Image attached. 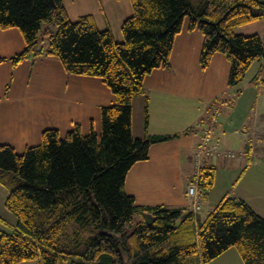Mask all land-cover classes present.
I'll use <instances>...</instances> for the list:
<instances>
[{"label": "trees", "instance_id": "obj_1", "mask_svg": "<svg viewBox=\"0 0 264 264\" xmlns=\"http://www.w3.org/2000/svg\"><path fill=\"white\" fill-rule=\"evenodd\" d=\"M131 13L121 41L98 29L91 14L68 18L63 0H0V28L15 27L23 47L9 60L54 55L72 74L98 77L113 95L100 107V128L82 133L74 122L63 135L55 127L40 131L39 142L21 152L0 143V184L4 206L14 218L0 229V264L37 259L38 264H206L234 247L243 264H264V216L224 194L204 217L185 208L140 205L124 189L131 165L148 158L149 145L177 135L132 134V98L144 93L143 78L169 66L175 35L202 33L198 55L205 68L214 52L229 62L228 85L237 84L250 64L264 57L258 33H235L236 26L264 18L261 0H129ZM52 22L46 47L35 48L42 22ZM9 83L1 96H5ZM147 101L143 124H147ZM184 129L183 132H187ZM215 168H201L202 196L212 188ZM148 214L151 220H145Z\"/></svg>", "mask_w": 264, "mask_h": 264}, {"label": "crops", "instance_id": "obj_2", "mask_svg": "<svg viewBox=\"0 0 264 264\" xmlns=\"http://www.w3.org/2000/svg\"><path fill=\"white\" fill-rule=\"evenodd\" d=\"M63 4L69 19L75 20L82 14H91L95 26L100 30L108 29L111 34V21L119 28L122 20L131 13L129 0H63ZM234 32L258 33L264 42V18L259 17L236 26ZM5 33L10 38L16 34L12 33L11 29L0 28V55L9 56L15 53H12L11 48L16 46L19 40L13 39L14 45H11L10 41H4ZM18 36L22 39L21 34ZM112 37L117 41L121 39L115 38L113 34ZM201 43V31L197 28L188 29L185 19L181 30L173 39L169 66L157 67L147 73L142 81L144 93L132 98L133 136L173 133L177 135L149 145L148 158L133 163L127 171L124 189L134 197L135 203L140 205L163 204L170 208L192 211L193 199L186 191L193 169V152L208 129L210 137H213L211 140L216 143L218 149H229L233 154L217 152L204 157L206 165L215 168V177L206 196L202 197V188L199 190L201 204L195 216L204 217L226 193L241 197L257 214L264 216V113H257L260 88L257 89L253 100L257 105L255 116H245L239 123L240 127L251 134L247 137L240 136L238 144L233 145L227 137L231 134L230 112L233 109L229 111L225 108L230 102H238L241 89L236 90L234 87L245 80L246 73L237 84L228 85L229 62L221 52H214L209 64L201 68L198 61ZM48 56H39L33 62ZM6 62L8 65H2L5 73L0 78V143L11 144L18 150L33 145L28 142L32 130L25 125L30 120L22 111L25 105L23 90L12 88L15 70L21 62L13 67L9 60H5L0 66ZM253 64L257 67L253 68L251 80H246H256L257 84L261 85L264 82V57L254 60L250 66ZM63 76L65 84L69 81L77 88L66 90L67 94L62 89L61 95L55 96L45 92L46 96L51 100L50 106L66 108L62 109V112L70 111L66 102H73L76 114L69 112L66 117L62 115L59 118L56 113H52L50 115L56 119L54 122L64 123L65 128L78 122L81 131L84 123L87 131L92 123L96 131V127H100V107L111 104L113 95L98 77L65 73ZM7 83L9 86L6 95L1 96ZM69 92H75L77 97L70 99ZM38 94L44 95L37 93L32 97ZM145 100L148 113L146 127L143 124ZM215 108L219 109L216 120L213 118ZM54 127L59 130L57 124H54ZM184 129L188 131L183 132ZM6 194L5 187L0 184V229H4L3 225L12 228L15 223L14 216L4 206ZM15 264H38V260H23ZM206 264H243V261L237 250L229 247Z\"/></svg>", "mask_w": 264, "mask_h": 264}, {"label": "rangeland", "instance_id": "obj_3", "mask_svg": "<svg viewBox=\"0 0 264 264\" xmlns=\"http://www.w3.org/2000/svg\"><path fill=\"white\" fill-rule=\"evenodd\" d=\"M111 26L113 30L112 31L113 36L115 38L117 37L121 38L120 39L121 41L123 39V36L120 30V25H119V28L117 26L115 27V23L111 21ZM46 27H49L52 32H55L57 29V26L52 22H47V21L42 22L38 30L37 43L35 45V48H38L41 46L43 47L47 46L48 38H47V35L43 33V30ZM8 29H11L12 33H15L16 35L15 36L12 35L10 38V37H7V34L5 33L4 41H8V42L10 41L11 45H14L13 39L19 40L17 45L11 48V50H13L12 53H14L22 48L23 42L21 38L19 39L20 36L18 35L20 34L17 28L10 27ZM36 61L37 62L35 63L33 62L31 55L30 57H28V59L26 60L24 59L21 62V64H19L17 69L15 70L16 74L14 76V81L12 85V88H16L19 91L23 90L22 93H24V96H25V100H23V102H25V105H23L22 111H23V114L30 120L25 125L28 126L32 130V134L28 137V139H30L28 142H30L31 144H36L39 142V139H40L39 133L43 128L54 127V124H57L59 126L60 135H63L64 132L72 126V125H68L69 127L67 126V128H65L64 123H60V122L55 123L54 120L56 119H54L53 116H51L50 114L56 113L59 116V118H61L62 115L66 117V115H68L69 112L70 114L72 112L73 113L75 112V109L73 106L74 103L71 101L66 102V105L69 107L70 111L64 110L62 112V109H66V108L50 106L51 100L46 96V93L49 92L51 94H54V96L57 94L61 95V90L64 89V93L67 94L66 90L68 91V90L75 89L77 88V86L69 81L65 84L63 81V78H64L63 73H65L66 75H78V74H72V73L65 71L61 67L59 60L54 55H49L48 58L44 57ZM2 65H8V62H6V64H1L0 78L2 77L3 73H5V68H3L4 66ZM255 67H257L255 64L248 67L246 71L245 80H243L241 84H237L234 87V89L236 90H238V88L241 89V91L238 94L239 98H238V102H236L237 104L236 103L233 104L232 102H230L229 106L225 108V110L229 109V111L230 109H233V111L230 112L231 113L230 117L232 119V122L229 127V130L231 134L227 135V137L232 141L233 145H237L239 142V139H241L240 135H238L239 133L238 131H241V130L247 131L246 129L240 127V124H239L240 121L245 116H249L250 118H253L255 116L257 105H258V110H259L257 111V113L258 114L261 112L264 113V82L261 83L260 85V84H257L256 80L250 81L251 80L250 78L252 77L251 74H252L253 68ZM246 79H250V80L248 81ZM245 81H248V82H245ZM257 89L260 90L261 94L257 99V105H256L255 103H253V100L256 97ZM37 93H43L44 95L38 94L36 97H32L33 95H36ZM68 95L70 99H75V97H77L75 95V92L73 93L69 92ZM99 128L100 127L98 126L96 127L97 133H99ZM233 130H235L234 133H233ZM34 131L36 133H33ZM86 132H87V127H86V124L84 123L82 133H86ZM244 133H247L245 137L251 134L249 131L244 132ZM210 138L212 139L213 137H210ZM22 150H23L22 148H19L16 151L21 152ZM220 150L222 151L223 148H220ZM2 228H4L5 230H10V227L7 225H3ZM58 264H69V262L68 260L59 259Z\"/></svg>", "mask_w": 264, "mask_h": 264}, {"label": "built area", "instance_id": "obj_4", "mask_svg": "<svg viewBox=\"0 0 264 264\" xmlns=\"http://www.w3.org/2000/svg\"><path fill=\"white\" fill-rule=\"evenodd\" d=\"M218 111H219L218 108H215L213 111V118L215 120ZM238 132H237L238 135L242 137H245V135H247V133H244L246 132L244 130ZM217 152L226 155L233 154V152L230 151L229 149H223L222 151L218 149L216 143H214L210 138L209 130L206 129L205 133L201 136L199 143L197 144L193 152V169L191 173V180L187 185V191H186L187 194L191 196L193 199V203H192L193 215H196L201 204V198L199 197V190L201 189V186L199 184V177L201 174V168L205 165L204 157Z\"/></svg>", "mask_w": 264, "mask_h": 264}, {"label": "water", "instance_id": "obj_5", "mask_svg": "<svg viewBox=\"0 0 264 264\" xmlns=\"http://www.w3.org/2000/svg\"><path fill=\"white\" fill-rule=\"evenodd\" d=\"M144 217H145V220L148 222L151 220V217L148 214H144Z\"/></svg>", "mask_w": 264, "mask_h": 264}]
</instances>
